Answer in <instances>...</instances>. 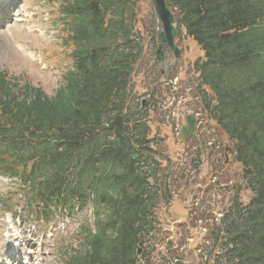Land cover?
<instances>
[{
    "label": "trees",
    "instance_id": "obj_1",
    "mask_svg": "<svg viewBox=\"0 0 264 264\" xmlns=\"http://www.w3.org/2000/svg\"><path fill=\"white\" fill-rule=\"evenodd\" d=\"M167 2L177 29L203 52L192 65V93L234 142L252 193L245 205L233 194L199 257L264 264V0ZM133 7L134 0L61 1L73 70L52 96L0 70V171L39 180L41 201L101 202L95 234L66 264H185L171 243L169 258H157L154 214L158 200L170 198L171 173L148 147L146 114L127 106L143 49ZM135 146L142 154L133 160Z\"/></svg>",
    "mask_w": 264,
    "mask_h": 264
},
{
    "label": "rangeland",
    "instance_id": "obj_2",
    "mask_svg": "<svg viewBox=\"0 0 264 264\" xmlns=\"http://www.w3.org/2000/svg\"><path fill=\"white\" fill-rule=\"evenodd\" d=\"M135 2L134 11L139 21V28L147 33L148 30H152L150 26L152 23L156 29L155 16L150 20L152 12L150 0H135ZM51 9L42 0H20L19 10L21 12H19L20 16L25 12V21L19 24L10 22L0 28V69H6L11 76L17 75L19 84L29 83L37 86L43 89L48 96H52L62 84V74L70 66L68 53L65 46L61 45L63 44L60 37L61 32L60 30L58 32L57 24L52 22ZM36 28L40 31L36 32L34 30ZM148 45L144 40L143 52L149 55L153 62L155 59L151 53L154 54L155 45ZM178 46L179 56L175 57L165 49L162 53L163 60L156 63L157 83H162L161 88L166 86V89H169L157 98V104L160 107L149 111V137L155 138L160 142L159 146H162L151 144L153 150L160 149L159 152L163 153V158L159 156L163 159V166L168 160L171 163L170 166H173L172 169L178 170L179 174L186 175L185 184H182L179 189L177 182L175 183L176 190H178L177 195L172 198L169 206L163 209V225L169 231L168 234H171L170 227H174L175 222L184 219L185 222L181 226L186 224V227L174 229V234L177 232L178 236L180 232L182 234L186 232L185 262L203 264L204 258H200L196 253L188 254L187 250H197L198 254V250L206 249L209 244V231L213 227V217L215 219L219 217L220 211L229 204L235 190H238V196L243 203H247L251 192L240 180L241 165L233 159L232 151H228L231 149L229 139L214 121L205 119L206 115L201 114L197 107V97L192 93V88H188L190 84L188 79L196 76L191 68L193 61L199 52L202 55V51L197 49L192 39L182 38ZM68 49L70 50L71 47ZM150 81L141 72L132 79L131 87L140 99H145V95H148L147 88L150 85L147 82ZM134 103H138V100ZM187 113H193L199 124L195 139H198L197 147L202 149V155L199 158L197 172L192 171V154L189 155V152L196 148L195 143L185 148L178 139L180 127L184 125ZM5 180L6 183L0 179V264L10 263L4 259L3 254L7 247L3 232L8 228V222L20 223L19 229L21 230L29 225L28 221L20 218L26 215L23 210L26 206L23 200L25 193L21 188L18 193H14L17 185H12L13 179L5 178ZM212 182H216V185ZM193 197L196 199L194 200ZM4 209L7 210L4 211ZM77 211L78 214H75L65 227V230L68 226L70 227L69 231L72 235L78 223H91L93 218L91 205ZM186 215H188L187 220ZM45 228L46 225L42 228L35 224L39 237L31 244L32 247L26 250L29 252L26 260L28 259L33 264H61V257L57 254L62 251L56 253L55 247L66 240L56 235L52 239L40 238V232L44 231L41 229ZM68 240L72 241V238ZM41 243L43 245L40 249ZM161 254H166L164 244Z\"/></svg>",
    "mask_w": 264,
    "mask_h": 264
},
{
    "label": "water",
    "instance_id": "obj_3",
    "mask_svg": "<svg viewBox=\"0 0 264 264\" xmlns=\"http://www.w3.org/2000/svg\"><path fill=\"white\" fill-rule=\"evenodd\" d=\"M155 14L162 25V31L159 34V39L166 41L168 46L173 45V40L176 35V31L172 26L173 16L168 10L164 0H151ZM157 57L161 58L160 48L157 49ZM195 121L192 115L186 117V125L182 127L180 138L184 142H187L195 129Z\"/></svg>",
    "mask_w": 264,
    "mask_h": 264
},
{
    "label": "bare ground",
    "instance_id": "obj_4",
    "mask_svg": "<svg viewBox=\"0 0 264 264\" xmlns=\"http://www.w3.org/2000/svg\"><path fill=\"white\" fill-rule=\"evenodd\" d=\"M28 248V247H27ZM35 248V250H36V247H34Z\"/></svg>",
    "mask_w": 264,
    "mask_h": 264
}]
</instances>
